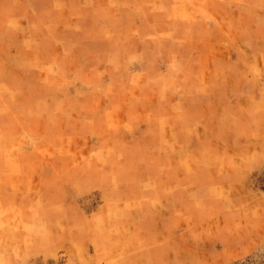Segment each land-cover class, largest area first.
I'll return each instance as SVG.
<instances>
[{
  "label": "rangeland",
  "instance_id": "374dc122",
  "mask_svg": "<svg viewBox=\"0 0 264 264\" xmlns=\"http://www.w3.org/2000/svg\"><path fill=\"white\" fill-rule=\"evenodd\" d=\"M231 165L233 245L202 246L264 264V0H0V264H119L94 213L227 207L196 183ZM180 234L141 241L165 264Z\"/></svg>",
  "mask_w": 264,
  "mask_h": 264
},
{
  "label": "crops",
  "instance_id": "0c3cea01",
  "mask_svg": "<svg viewBox=\"0 0 264 264\" xmlns=\"http://www.w3.org/2000/svg\"><path fill=\"white\" fill-rule=\"evenodd\" d=\"M224 72L230 75L228 70ZM235 168L236 166L234 167L231 165V168H229L231 170H229V173H226V176L213 179V184L220 190L219 198H211V194L206 190L203 192L201 186L196 183V185L199 186L198 198L207 203L210 200L217 203L226 202L229 204L227 207H222L221 204H217L212 210H209V207H204L198 211L187 212L185 209L187 206L184 207L183 205L180 210L181 213H94V219L91 218L89 222L85 223L86 228H88L90 235L102 230L105 234L111 236L115 245L108 248L106 259L117 257L119 264H155L151 254L147 251L152 245L144 244L142 239H144L145 235L164 232L175 233L172 239L181 235V232L186 233L187 238L185 237L186 239L184 240H186L188 248L185 249L181 246V249L172 250L170 253L166 254L164 257L165 264H192L194 259V264H208L214 259V254L209 252V248L207 249L208 251H205V249H203L204 246H202L203 243L210 246L211 243L219 240L222 244L229 246L233 245L231 240H229L232 231L225 227L229 225V223H233L232 220L225 222L221 227L215 223L218 231L217 237L205 235L204 227L214 230L215 225L212 222V218L224 215L230 219L233 213H238V210L241 209L240 206L237 205V200H239L240 195L243 194L241 190L243 189L245 181H235L228 177ZM165 185H167L166 178L164 180V186ZM182 185L183 184L180 183V186ZM160 186L162 187L163 184L161 185L160 183ZM177 193H179V195H177ZM168 197H172L168 199L177 200L180 204H185L186 201L180 189L178 191L175 190L174 193ZM230 202L234 203L230 204ZM209 211H215V213H207ZM246 213H264V208H256V206L254 208L251 205ZM114 233L115 236H112L111 234ZM178 238H180V236ZM145 240H149V236H146ZM85 241L91 243V241H93L92 236H89ZM143 245L145 247H143ZM123 258L126 259L121 260Z\"/></svg>",
  "mask_w": 264,
  "mask_h": 264
}]
</instances>
